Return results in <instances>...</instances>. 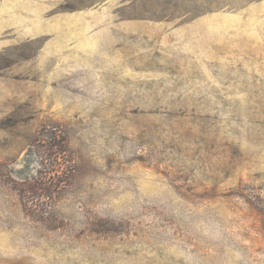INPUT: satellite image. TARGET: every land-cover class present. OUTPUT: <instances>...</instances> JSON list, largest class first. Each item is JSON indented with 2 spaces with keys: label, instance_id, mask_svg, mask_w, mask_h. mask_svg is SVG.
<instances>
[{
  "label": "rangeland",
  "instance_id": "1",
  "mask_svg": "<svg viewBox=\"0 0 264 264\" xmlns=\"http://www.w3.org/2000/svg\"><path fill=\"white\" fill-rule=\"evenodd\" d=\"M0 264H264V0H0Z\"/></svg>",
  "mask_w": 264,
  "mask_h": 264
}]
</instances>
